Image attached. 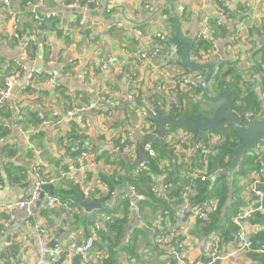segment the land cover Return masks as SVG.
I'll list each match as a JSON object with an SVG mask.
<instances>
[{
    "label": "crops",
    "instance_id": "0c3cea01",
    "mask_svg": "<svg viewBox=\"0 0 264 264\" xmlns=\"http://www.w3.org/2000/svg\"><path fill=\"white\" fill-rule=\"evenodd\" d=\"M30 1L38 6L36 14L41 19L46 15L55 16L43 22V29L38 30L39 26L27 5ZM222 1L233 14L229 18L219 12V6L213 0H148L147 4L145 0H94L91 15L85 16L83 25H79L84 16L80 6L84 4L83 0H12L10 15L0 20V86L5 84L6 78L3 77L6 72H18V66L15 65L17 63L25 66L27 71H50L54 78L48 82L44 75L37 76L31 82L29 92L22 93L21 89L27 85L28 78L26 73H21L13 85L10 97L0 102L10 112L8 118H0L7 131L3 139H0V203L23 199L30 192L35 182L32 168L37 163L34 150L46 164L39 172L48 183L31 218H27L22 211H15L12 217L0 212V264H35L39 259L36 228L46 230L47 247L50 241L58 238V245L53 253H62V264H101L112 251L115 252L117 264H179L171 256V252L179 245L182 246L178 249L183 264H197L207 259L213 239L221 238L220 232L203 231V227L207 225L204 224L206 217L197 220L189 215L184 222L181 221V214L184 211L191 212L195 206H190L186 201L184 205L176 207L177 218L172 224L163 222L158 205L155 206V212L151 207H146L142 214L144 218L140 220L137 200L131 193L128 194L131 208L127 217H122L121 214L115 217L125 219L124 245L133 239L134 249L125 253L122 248L116 246L112 249V244L107 243L102 248L95 245L87 253H77L76 248L94 233L95 224H103L107 211H112V206L128 190L126 187L116 189L106 202L96 203L101 206L100 210L91 213H87L77 199L92 201L84 197L66 201L61 199L62 196L57 191L65 181L71 182L74 176L80 186L90 188L93 193L97 189L104 193V188L99 185V174L107 169L112 173L113 169L101 164L87 170V176L85 173L71 172L72 161L67 158L61 140L72 128H76L81 136L78 143L84 151L92 148L100 154H108L112 163L114 140L123 131L135 129L139 112L155 102V99L161 104L160 94L166 95L163 103L165 111L171 109L176 102L177 97L169 95L172 82L175 76L186 74V67L181 62L184 67L176 62L180 61L179 57L185 51L181 41L191 42L193 45L197 35L210 31L213 19L222 21L225 32L216 40L215 51L207 64L213 62L215 68L217 64L223 63L236 65L240 76L251 83L258 97L263 100L259 78L251 79V60L250 57L245 59V52L251 56L253 51L259 49L258 39L264 37V0ZM72 4H77V7L69 8ZM177 26L181 41L178 38L171 39ZM156 33L183 45L181 53L174 54L168 63L161 56H153L154 51L159 49L154 38ZM141 53L148 58L145 65L135 71L139 82L135 100L137 99L139 108L128 122L127 115L133 106L126 97V74L131 59ZM235 55L240 57L238 62L234 61ZM188 58L195 63L194 55L190 56L189 53ZM105 63L108 64L106 70L102 68ZM157 87L162 90L158 91ZM210 93L216 95L218 92L210 90ZM198 101L200 111L211 105L204 97ZM87 104L93 105V108L84 114L81 123L65 116L66 111ZM37 111H41L44 118L51 121L49 125H43L37 114L38 126L35 125L34 117H29L31 123L19 122L21 112L29 114ZM183 132L185 131L182 129L173 131L175 134ZM133 134L139 146L142 142L140 135L137 132ZM194 140L195 138L192 143ZM218 140L214 136L211 143L215 145ZM4 148L11 150L12 155H6ZM258 151L264 156L263 150L257 149L256 152ZM184 154L186 158L189 157L187 153ZM138 159L134 157L131 160L133 165ZM63 165L70 168L64 170L67 173L65 179L58 181L60 166ZM181 172L185 178L193 179L200 177L202 170L183 167ZM254 178L255 173L248 168L242 174L233 173L230 180L226 178L228 198L221 215L231 203H238L243 211L254 204L255 198L251 191ZM184 189L190 190V187ZM52 196L58 198L57 204L51 209H45L46 201ZM212 202L215 207L216 202ZM206 204L208 203H204V206ZM109 217L111 219L112 216ZM87 220L92 223L87 224ZM164 223V229L168 233L167 236L164 235L167 243L174 237L178 240L174 249H169L170 246L160 247L154 240L155 230ZM139 230L142 232L136 235ZM259 230L260 228L248 223L250 236ZM231 245L221 243L223 253L220 254L231 252ZM216 264H263V260L261 256L243 251L234 258L220 259Z\"/></svg>",
    "mask_w": 264,
    "mask_h": 264
},
{
    "label": "trees",
    "instance_id": "16d2710c",
    "mask_svg": "<svg viewBox=\"0 0 264 264\" xmlns=\"http://www.w3.org/2000/svg\"><path fill=\"white\" fill-rule=\"evenodd\" d=\"M213 1H215L219 6V10L223 12V15H226L228 18L233 15L229 11L227 5H224L222 0ZM43 25L44 24L40 25L38 30L43 29ZM210 25V30L213 32L212 40H199L196 43L194 42L190 51V56L194 55V57H197L198 59H203L205 56L210 57L212 48L211 41H216L221 33L224 34L225 32V27L223 26L222 21L219 19H213ZM168 40L170 43H175L178 45L179 53H181L183 45L177 40ZM158 51L160 52L158 56H161L162 58L164 53L168 52L167 49H162L160 47ZM252 54L250 56V76L251 79L256 77L259 78L260 92L264 96V48H259L257 51H253ZM176 62L182 66L179 60H176ZM225 65L226 69L223 70ZM184 69L186 74L190 73L187 68ZM200 73L205 75L206 71L201 70ZM11 74L12 73L9 74L6 72L3 78L5 79ZM181 77L182 76L177 75L175 76V80L179 82L181 81ZM255 82L256 81H254V83ZM250 84L251 83L246 82V80L240 76V73H238V70L236 69V65L223 63L222 65H219V70L214 72V75L210 80L209 87L213 92L219 93L223 90L230 92L234 101L232 110L242 119L243 122H245L244 114L246 113H251L256 118L264 119V113L262 109L264 98L261 100ZM28 89L25 92H29ZM174 93L177 96V100L174 104H172L171 109L168 111H165L163 107L164 98L166 95L160 94V99L162 101L161 104H158L156 99L155 102L152 103L155 106L157 116H167L172 119L184 117L190 122L193 121L195 115L200 112V102L198 100H200L201 97L205 98L201 85L185 90L180 89L177 85L175 89H171V94L169 95L171 96ZM138 108L139 105L136 99V106H134L132 110L128 108V122L131 121L130 118L135 114V111ZM21 115L24 118L22 124L29 122L31 123V119L34 117L35 125L38 126L39 120L36 117L35 112L29 114L21 112ZM9 116L10 112L7 110L4 103L0 104V118H8ZM29 117H31V119H29ZM148 120L154 124L156 123L155 118L149 117ZM134 121L135 120H132V122ZM4 126L6 125H3V122L0 120V139H3L7 133ZM170 129L171 131L175 130L173 127H170ZM156 131L159 134L163 133L158 129H156ZM127 133V130L126 132L123 131L121 135L114 140V147H119L120 149L124 147V145L128 142L126 140ZM214 136L218 137L219 140L215 145L211 146L210 149L212 154L208 157L204 156L203 153H196L189 155V157L186 158L183 147L176 148V146L163 144L162 148H160L159 146L153 144L155 157L147 158L145 168L141 169L138 173H135L136 166L133 165L131 161L134 157L139 158L137 152L138 150H136L130 159H127L129 157H125L123 159L122 157H115L112 155V163H110V155L104 153L100 154L97 150L91 148L88 150V152L95 156L97 166L102 164L104 167L107 166L113 169L112 173L109 169H107L99 174V185L101 188H104V193H101L99 189H97V191L94 193L95 195H99L97 199L86 198L78 184L76 185L66 181L63 186L59 187L57 193L62 196L61 199L66 201H75L77 197H84L88 201L102 204L111 198V194L113 196V193L116 189L122 190L125 187L127 188V185H131L134 187L135 192L142 196V199L137 201L140 220H143L144 218L142 214L146 207H151L155 212L157 211L155 206L158 205L162 211L161 217L163 222L166 221L170 222L171 224L174 223L177 218L176 207L184 205L186 201H188L190 206L205 207L204 203L207 202L209 207L206 209L209 211L204 222V224L207 223V225L203 227V231L205 233H212L214 231L220 232L221 238L218 237L215 239L219 241V252L223 253L220 248L221 243H230L232 244L231 246H233L234 234L236 232V226L233 222L234 219L244 211L240 210L238 203H231L225 208L224 214L221 215V210L223 209L228 198V184L224 176H219L217 174L219 171L226 170L230 167L234 157V148L240 144V140L231 127L225 126L221 131H210L208 134H205L197 144L208 145L211 141V138ZM188 137L192 141L194 138H196V134L189 133ZM80 139L81 136L77 133L76 128H72L71 132L63 140H61V144L65 149L67 158L69 157L72 161V165L70 167H75L76 158L86 151H84L82 145L78 143ZM213 147L215 148L213 149ZM175 151L179 152L176 153ZM256 151L249 152L242 157L238 170L235 172V174H242L246 168L252 170L255 175L257 174L259 167L264 162V156L260 151ZM4 152L6 155H12L13 153L7 148H4ZM118 155L121 156L120 153H118ZM180 159H182V162L179 163ZM70 167L63 165L60 166V170H67ZM183 167H190L192 170H195L196 168L201 169L202 172L200 175H204L207 177V179H209V181L202 182L200 181L199 177L193 179L185 178V176H182L181 172ZM88 171L85 172L86 176ZM158 178H160L161 181H158ZM185 187H190L186 201L181 199V194ZM154 188H156V190H154ZM259 189L264 192V183L260 185ZM123 193L124 196L118 199L112 206V211H107V216L112 217L110 221L106 222V225L104 226L105 231L100 230L97 232L98 239L95 238L94 246L98 245L99 248H102L104 247L103 244L107 246V243H111L112 249L118 246V248H122L125 253H129L131 248L134 249V242L132 241L133 239L124 245L123 234L126 225L125 219H117V217H115V215L118 216L120 214L122 217H127L128 212L130 211L131 207L129 205V195L128 193ZM212 201L216 202L215 207L213 206L214 204ZM91 223V220H87V224L90 225ZM247 223L260 228L257 233L250 236L253 248L252 251L248 252L261 256L264 264V254L257 252V250H260L261 248L264 249V205L263 211L252 215L247 220ZM164 226L165 223L164 225L160 226L161 228H157L155 230L154 240L158 237H164L165 242L163 244H159L161 245L160 247L170 246L169 249H174L178 243V240H176L177 238L174 237L170 240V243H167L165 236H167L168 233L166 229H164ZM141 232L142 231L139 230L136 232V235L140 234ZM169 236L171 237L170 234ZM61 260L56 264H62ZM101 264H117L115 252H110L107 259H104Z\"/></svg>",
    "mask_w": 264,
    "mask_h": 264
},
{
    "label": "built area",
    "instance_id": "2783aa9c",
    "mask_svg": "<svg viewBox=\"0 0 264 264\" xmlns=\"http://www.w3.org/2000/svg\"><path fill=\"white\" fill-rule=\"evenodd\" d=\"M84 4L80 5L82 6L83 10V18L79 22V25H83V22L85 20V16L87 13H90L92 4L94 3V0H83ZM146 4L148 3V0H145ZM29 5L28 8L31 9V13L33 14V18L36 21L37 25L40 26L43 24L45 20L53 19L55 16L54 15H46L44 19H41L37 14L36 10L38 6L34 4L32 1L27 3ZM225 5V4H224ZM77 4H72L69 6V8H76ZM12 8V0H2V6L0 7V20L5 19L8 15H10ZM182 10V9H181ZM221 14H223L222 11L219 10ZM87 17V16H86ZM212 35L213 32L210 30L200 33L197 35L195 43L198 42L199 40L203 41L206 40L208 41L209 39L212 40ZM154 38L156 39L157 43L159 44V47L162 49H167L168 52L164 53L163 59L165 63H168L173 56H175L179 52V47L175 43H170L168 38L160 33H156L154 35ZM216 41H211V52H210V57L205 56L203 59H198L197 57H194V61L196 65H203L207 64L208 60L213 56V53L215 51ZM159 50V49H158ZM154 51L153 56H157L160 52L159 51ZM173 54V55H172ZM175 54V55H174ZM250 57V54L248 52H245V59L248 60ZM147 55L144 53H141L139 55H136L134 58L131 59L130 65L128 68V72L126 74V97L128 101L131 103V105L134 107L136 106V100H135V95L136 92L139 88V82L135 79V71L142 68L145 65V61L147 60ZM240 60V57L238 55L234 56V61L238 62ZM18 66V72H14L11 75H9L6 80L4 86H0V97H1V102L6 100L8 97H10V94L13 89V85L16 81V79L19 77L21 73H26L27 78H28V83L25 85L21 91L24 93L28 88L31 87V82L34 80L35 77L37 76H45L48 82L53 81L54 76L50 71H45L41 72L37 69H31L27 71L26 67L17 63L15 64ZM219 65L217 64L215 71L217 72L219 70ZM12 66V65H11ZM11 66H8V68L11 69ZM102 68L106 70L108 68V64L105 63L102 65ZM204 75L201 74L200 72H190L181 77V81L177 82L174 80L172 82V88L175 89L178 85V87L182 90L185 89H190L192 87H196L201 85ZM171 89H170V94H171ZM158 91H161L162 88L157 87ZM176 96V94H173ZM172 95V96H173ZM177 97V96H176ZM175 103V102H174ZM93 108V105L87 104L86 106L83 107H76L70 111L65 112V116L69 120H76L78 122L83 121L84 114L91 110ZM40 120L42 121L43 125H49L50 120H46L43 116V113L41 111H37L36 113ZM156 118L157 117V112L155 109V106L153 104H150L145 110L139 112V117L137 124L135 126V129L132 131H128L126 135V140L128 141L122 149L119 147H114L113 145V152L114 153H120L124 157H129L131 158L136 150H138V145H137V140L134 137L133 132H137L140 135V140H145L148 137H157L160 140H162L163 144L167 145H174L176 147H183L184 148V153H187L188 155H193L196 153H203L204 156L208 157L212 154L211 151V146H213V143H210L208 145L206 144H193L191 139L188 137L189 133L183 132L182 134H175L173 131H171L170 127H167L166 130L159 134L156 129H158L157 124L152 123L148 120V118ZM252 117H254L251 113H246L244 114V120L247 122L249 121ZM53 118H56V116L53 115ZM19 122L22 123L24 118L20 114L19 115ZM161 132V131H160ZM213 138V137H212ZM211 138V140H212ZM142 152L145 155V160L141 161V163L136 167L135 173H138L141 169L145 168L146 165V159L147 158H154L155 157V150L153 149V143L152 142H146L143 144L141 147ZM34 154L37 156V163L33 166V174L35 177V182L33 183L30 192L28 195L20 200H15L13 202H6V203H0V212L5 213L9 217H12L13 213L15 211H22L25 213L27 218H31L33 216V209L37 205L40 199V195L43 193L45 186L48 184L40 174L39 170L43 167L46 166L44 160L39 156V153L34 150ZM76 166L71 167V172L76 173H82L84 174L87 170L92 169L94 167H97V163L95 161V156L90 154L87 151L83 152V154H80L76 160ZM66 171L61 170L59 173V179L58 181H61V179H65ZM197 178V177H194ZM200 181L204 182L207 181V177L204 175H201L199 177ZM72 184H78V182L75 181L74 176H72L71 179ZM264 183V162L261 164V166L258 169L257 174L255 175L254 181L251 183V191L253 193V196L255 198L254 204L250 206L247 210H245L243 213L239 214L235 219H234V225L236 226V232L234 234V241H233V250L228 253L220 254L219 252V241L217 239H214L212 241V249L204 261H200L197 264H214L216 260H220L223 258H234L239 252L243 251H252V243H251V237L249 235L248 231V223L247 220L254 214L262 212L263 211V205H264V192L259 189L260 185ZM78 186L81 188V191L83 195L86 198H98L99 195H95L90 188H86L84 186ZM127 190L128 194L131 193L137 201L142 199V196L137 194L135 192V189L131 185H127ZM188 191L187 189H184L182 194H181V199L186 201V198L188 196ZM60 200V199H59ZM58 202L57 197H49L48 200L45 203V209H51L53 208ZM209 205L206 204L205 207H196L191 210V215L193 216V219L201 220L204 219L207 216V209ZM102 223L95 224L94 228V233L90 238H88L83 245L80 247L76 248L77 253H87L89 252L93 246H94V240L97 236V232L100 230H104V226L106 225L107 221H110V217L107 216L103 220ZM102 224V226L100 225ZM36 233V239H37V245H38V253H39V259L35 264H55L58 263L61 259L62 253H56V254H50L51 252L49 251L47 247V232L43 228H36L35 230ZM165 242L164 237H158L156 238V243L158 244H163ZM182 246L179 245V249ZM176 248L171 252V256L179 262V264H183L180 256H179V249ZM259 253L264 254V249L257 250ZM53 261V262H51Z\"/></svg>",
    "mask_w": 264,
    "mask_h": 264
},
{
    "label": "water",
    "instance_id": "95a60500",
    "mask_svg": "<svg viewBox=\"0 0 264 264\" xmlns=\"http://www.w3.org/2000/svg\"><path fill=\"white\" fill-rule=\"evenodd\" d=\"M89 15H91V13L86 14L87 17ZM174 38H178L181 41L178 26L175 35L171 36V39ZM181 42L185 46V51L179 57L180 62L192 73L200 72L201 70H205L207 72L201 83V88L205 98L211 105L207 106V108H202L201 111L195 115L194 120L191 122L184 117L172 119L167 116H157L155 120L158 130L164 132L167 127H173L175 129H182L186 133L196 134V138L193 141V143L196 144L204 137L205 134L209 133L210 131H221L225 126L231 127L237 134L240 144L234 148V157L230 167L226 170L219 171L217 174L219 176H225L228 180H230L233 173L237 172L242 157L249 152H255L259 143L264 142V119L252 117L249 121L243 122L242 119L232 110L234 101L229 91L223 90L216 95L210 93L209 83L215 72V63L212 62L203 65L194 64V62L188 58L192 48V43L183 41ZM258 45L259 48H264V37L258 39ZM262 109L264 113V102ZM146 142H152L160 148L163 146L162 140L157 137H148L147 139L143 140L138 146L137 152L139 159L135 163L136 167L141 163V161L145 160V155L142 152L141 147ZM214 148L215 147H213V149ZM112 155L115 157H122L123 159L125 158L114 152H112ZM42 198L43 194L40 195L37 205H39ZM77 202L85 208L87 213L100 210L101 208L99 204L86 202L83 199H77ZM189 215H191V212L184 211L180 216L182 219L181 221L184 222ZM55 238L58 239L57 237ZM56 239H53L48 244V248L52 254L58 245ZM218 261L219 260H217L215 264L218 263Z\"/></svg>",
    "mask_w": 264,
    "mask_h": 264
},
{
    "label": "rangeland",
    "instance_id": "374dc122",
    "mask_svg": "<svg viewBox=\"0 0 264 264\" xmlns=\"http://www.w3.org/2000/svg\"><path fill=\"white\" fill-rule=\"evenodd\" d=\"M211 59V58H210ZM209 59V60H210ZM208 60V61H209ZM180 129H175L174 131H179ZM215 143V142H214ZM258 150H263L264 151V143L263 142H261V143H259V145H258Z\"/></svg>",
    "mask_w": 264,
    "mask_h": 264
}]
</instances>
